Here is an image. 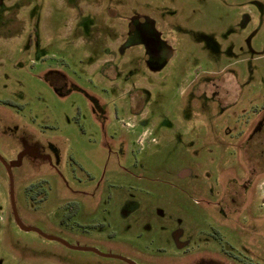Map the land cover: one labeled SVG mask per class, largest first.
Masks as SVG:
<instances>
[{
    "label": "rangeland",
    "instance_id": "obj_1",
    "mask_svg": "<svg viewBox=\"0 0 264 264\" xmlns=\"http://www.w3.org/2000/svg\"><path fill=\"white\" fill-rule=\"evenodd\" d=\"M138 12L173 51L160 72L104 43ZM262 106L264 0H0V155L24 225L74 247L264 264V172L241 150ZM0 264L129 263L20 228L0 161Z\"/></svg>",
    "mask_w": 264,
    "mask_h": 264
},
{
    "label": "flooded vegetation",
    "instance_id": "obj_2",
    "mask_svg": "<svg viewBox=\"0 0 264 264\" xmlns=\"http://www.w3.org/2000/svg\"><path fill=\"white\" fill-rule=\"evenodd\" d=\"M125 21V24L119 23L115 27H109L104 43H108L109 41H107V39L112 36L113 44H115L114 48H116L115 50L117 52L120 50H124L125 52L127 50L139 48L141 50L140 54L146 60L150 72H160L167 67L169 61L173 57V51L170 43L164 39L163 34L159 33L158 24L160 20L144 17L138 12V14L135 13L126 17ZM110 52L111 50L108 49V53ZM224 83L223 92L227 96H233L234 93L232 90L227 88L226 78ZM212 86L215 87L216 90L221 89V84L218 85L215 83L212 84ZM261 109L262 119L256 123L247 142H243L241 147L247 161L253 159V156L256 159L253 160L255 162L252 161L249 163L248 161L251 165V168L249 167L251 170L249 173L253 175L264 172V106H262ZM251 152L253 156H251ZM240 208V206L237 207L239 210ZM179 245L180 247L185 246L183 244Z\"/></svg>",
    "mask_w": 264,
    "mask_h": 264
},
{
    "label": "water",
    "instance_id": "obj_3",
    "mask_svg": "<svg viewBox=\"0 0 264 264\" xmlns=\"http://www.w3.org/2000/svg\"><path fill=\"white\" fill-rule=\"evenodd\" d=\"M0 161L3 162V164L6 166V168L8 169L9 173H10V178H11V193H12V200H13V210H14V215H15V219L18 223V225L20 226V228H22L25 231H35L38 232L40 235H42L43 237L47 238V239H51V240H55L58 241L62 244H64L65 246L71 248V249H76V250H83V251H91L94 253H97L99 255L105 256V257H111V258H118L121 259L129 264H136L134 261L126 259V258H122L120 256H114V255H105L100 253L97 249H91V248H81V247H74L70 244H68L67 242H65L64 240L58 239V238H54V237H50L46 234H44L41 230L36 229V228H32V227H27L24 225V223L22 222V220L19 217L18 211H17V207L15 204V198H14V184H13V175H12V166L10 164H8L0 155Z\"/></svg>",
    "mask_w": 264,
    "mask_h": 264
}]
</instances>
